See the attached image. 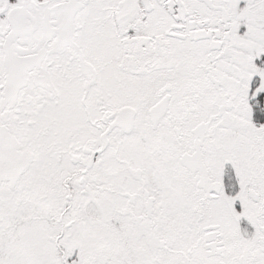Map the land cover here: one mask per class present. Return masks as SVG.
Returning a JSON list of instances; mask_svg holds the SVG:
<instances>
[{
    "label": "snow or ice",
    "instance_id": "snow-or-ice-1",
    "mask_svg": "<svg viewBox=\"0 0 264 264\" xmlns=\"http://www.w3.org/2000/svg\"><path fill=\"white\" fill-rule=\"evenodd\" d=\"M0 264H264V0H0Z\"/></svg>",
    "mask_w": 264,
    "mask_h": 264
}]
</instances>
